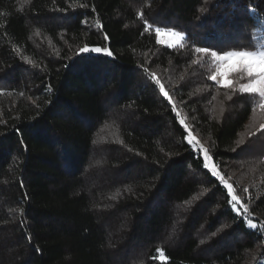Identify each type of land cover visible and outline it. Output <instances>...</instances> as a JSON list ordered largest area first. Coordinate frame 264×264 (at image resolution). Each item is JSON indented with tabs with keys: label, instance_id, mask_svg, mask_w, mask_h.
Segmentation results:
<instances>
[{
	"label": "trees",
	"instance_id": "16d2710c",
	"mask_svg": "<svg viewBox=\"0 0 264 264\" xmlns=\"http://www.w3.org/2000/svg\"><path fill=\"white\" fill-rule=\"evenodd\" d=\"M262 18L264 0H0V264H264V109L246 76L210 79Z\"/></svg>",
	"mask_w": 264,
	"mask_h": 264
},
{
	"label": "snow or ice",
	"instance_id": "6c2138e0",
	"mask_svg": "<svg viewBox=\"0 0 264 264\" xmlns=\"http://www.w3.org/2000/svg\"><path fill=\"white\" fill-rule=\"evenodd\" d=\"M254 14V10H252ZM261 26L264 28V18L261 19ZM151 28V25H146L145 31H148ZM156 34L159 36L161 32H167V34L174 37V43L169 44V47L180 46L183 48L185 45L183 41L185 40V36L183 33L172 30V29H165L162 27H156L155 29ZM258 50H230L223 52L222 54H218L216 50L211 51V56L213 60L216 62V72L210 76V79L215 81L217 76H221L222 79L220 80L221 87H231L234 84V81L229 77L236 73L240 76L241 79H244L245 76L247 77L248 82L241 84L239 88V92L255 94L259 99V107L264 109V45H260L257 43L256 45ZM210 49L207 47H196V53H209ZM81 53H104L108 56H111L112 53L107 48H88L85 46L84 48L80 49ZM230 62V63H229ZM193 63H197L193 61ZM230 68L229 72H224L223 69L225 66ZM153 80L155 83L160 84V81L156 79L155 74H153ZM235 91V89H234ZM160 92L163 93L165 97H169L168 92L165 91L164 86L160 84ZM169 103H172L171 98L169 97ZM173 111H176L175 106L173 105ZM181 124H184V121H180ZM264 128V125L261 126ZM187 130V125H185ZM189 137H191L188 142L191 144L196 141V138L191 135L189 132ZM203 155L205 159L204 167L208 168L213 176L220 178V180L225 184V187L228 188L229 194L232 195V186L224 181L223 177L220 173L216 170L215 166H211L207 163L212 157L209 155L206 149L203 150ZM247 191V189H245ZM232 200L236 203H240L237 196L232 195ZM248 226L252 229L256 228V225L251 221H248ZM203 243V242H202ZM158 251H160L158 249Z\"/></svg>",
	"mask_w": 264,
	"mask_h": 264
},
{
	"label": "rangeland",
	"instance_id": "374dc122",
	"mask_svg": "<svg viewBox=\"0 0 264 264\" xmlns=\"http://www.w3.org/2000/svg\"><path fill=\"white\" fill-rule=\"evenodd\" d=\"M155 31V30H154ZM155 33H156V31H155ZM261 34H262V36H261ZM259 33L258 34V36H260V37H257V43H259L260 45H264V29H263V31H262V33ZM156 37H157V40H158V42H160L161 44H163V45H169V44H173L174 43V37H172L171 35H169V34H167V32H161V34L158 36L157 34H156ZM256 50H258V49H256ZM214 63H215V72H216V62L214 61ZM230 63V62H229ZM223 71L224 72H229L230 71V68H228V66L226 65L225 66V68L223 69ZM214 72V73H215ZM230 78V77H229ZM222 79V77L221 76H217V79L214 81V83H216L217 85H220V80ZM208 164L210 165V167L211 166H213L212 164H211V162H209L208 161ZM252 222V221H251ZM252 223H254V222H252ZM255 224V223H254ZM247 225H248V222H247ZM249 227V226H248ZM250 228V227H249Z\"/></svg>",
	"mask_w": 264,
	"mask_h": 264
}]
</instances>
